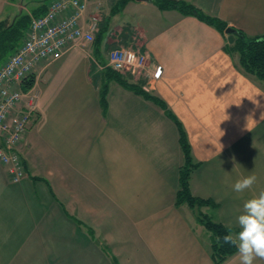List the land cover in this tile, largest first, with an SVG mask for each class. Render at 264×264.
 Listing matches in <instances>:
<instances>
[{
    "label": "crops",
    "instance_id": "obj_1",
    "mask_svg": "<svg viewBox=\"0 0 264 264\" xmlns=\"http://www.w3.org/2000/svg\"><path fill=\"white\" fill-rule=\"evenodd\" d=\"M186 1L232 31L129 0L128 18L106 29L99 52L71 46L36 65L38 110L18 144L20 179L0 161V264H213L195 213L235 225L243 203L264 190V83L224 49L238 31L264 34V0ZM88 2L86 22L106 14L101 0ZM16 10L18 0H0V19ZM119 44L148 55L149 74L125 78L179 121L199 163L190 191L216 206L175 204L183 155L160 105L113 80L102 99L96 62ZM253 174L251 190L233 191ZM221 264H240L238 253Z\"/></svg>",
    "mask_w": 264,
    "mask_h": 264
},
{
    "label": "built area",
    "instance_id": "obj_2",
    "mask_svg": "<svg viewBox=\"0 0 264 264\" xmlns=\"http://www.w3.org/2000/svg\"><path fill=\"white\" fill-rule=\"evenodd\" d=\"M86 7L87 0H52L44 14L31 17L22 43L0 65V161L13 181L24 172L18 144L38 110L34 82L27 89L23 84L39 62L58 58L71 46L92 47L98 18L91 16L86 22ZM96 64L99 70L109 67L122 75L149 74L148 55L130 44L110 48L106 61Z\"/></svg>",
    "mask_w": 264,
    "mask_h": 264
},
{
    "label": "trees",
    "instance_id": "obj_3",
    "mask_svg": "<svg viewBox=\"0 0 264 264\" xmlns=\"http://www.w3.org/2000/svg\"><path fill=\"white\" fill-rule=\"evenodd\" d=\"M52 0H39L32 9L35 16L44 14ZM129 0H115L111 6V11L121 10ZM159 8H174L183 14H191L200 19L201 21L215 27L220 32H224L227 25L226 23L210 14H207L191 2L186 0H153ZM29 11L17 12L11 19H0V65L13 53L22 43L30 24ZM106 28L99 27L95 34L93 46L95 53L100 51L104 41V34ZM226 52L231 55L237 56V63L239 67L246 73L254 75L257 79L264 83V34L249 36L242 32H236L233 40L226 43L224 46ZM98 60H100L98 58ZM101 61V60H100ZM103 74V89L101 91L102 99L106 95V85L109 81L113 80L119 83L124 88H127L134 93L142 96L145 99L155 102L160 105L166 114L170 117L171 114L166 106L160 99L151 95L142 86L130 82L120 72L106 67L101 72ZM34 76L32 75L23 84V89L29 88L33 85ZM173 118V117H172ZM179 133V143L182 150L183 162L179 167L178 187L175 194V204H187L191 208L201 207L203 205L216 206L214 202L207 199H202L194 196L190 191V176L192 171L199 165L194 161L190 151V145L187 140L186 134L180 125L179 121L173 118ZM197 218L202 223L204 228L209 231L211 235L210 255L213 264H221L230 256L237 252L235 246L224 244L223 236L228 234V227L220 221H215L208 215L202 212H196ZM217 237L220 242H217Z\"/></svg>",
    "mask_w": 264,
    "mask_h": 264
},
{
    "label": "clouds",
    "instance_id": "obj_4",
    "mask_svg": "<svg viewBox=\"0 0 264 264\" xmlns=\"http://www.w3.org/2000/svg\"><path fill=\"white\" fill-rule=\"evenodd\" d=\"M256 182L254 174L237 179L233 191L243 193L251 190ZM217 242H220L219 237ZM223 243L236 247L240 264H254L257 259L264 260V190L243 203L235 225H228V234L223 236Z\"/></svg>",
    "mask_w": 264,
    "mask_h": 264
},
{
    "label": "rangeland",
    "instance_id": "obj_5",
    "mask_svg": "<svg viewBox=\"0 0 264 264\" xmlns=\"http://www.w3.org/2000/svg\"><path fill=\"white\" fill-rule=\"evenodd\" d=\"M37 1H39V0H18L19 7H21V9L23 11H29L30 18L35 16L32 13V9L36 5ZM88 1H89L88 4H90V3H92L93 0L92 1L88 0ZM95 2L96 3H94V5L97 6L98 5L97 1H95ZM100 4L104 5V10L106 11V14L102 18L98 17L97 23H98L99 26H100V24H102L101 21L104 19V23H103L104 25L102 27H104L106 29L107 28L111 29L114 26L119 25L122 21H124V20H126L128 18V13H127L126 9H121V10H117V11H111V6H112L111 0H101ZM94 5L91 6V7H93V9H94ZM109 8H110V11H108ZM16 11L19 12V10H16ZM97 13H99V12H97ZM113 35H115V33L112 32L110 34V36H113ZM118 39L120 41V40H122V37H118ZM112 47H114V45L111 46L110 48H112ZM195 215H196V213H195ZM195 218H196V220L199 221V218H197V215L195 216Z\"/></svg>",
    "mask_w": 264,
    "mask_h": 264
},
{
    "label": "water",
    "instance_id": "obj_6",
    "mask_svg": "<svg viewBox=\"0 0 264 264\" xmlns=\"http://www.w3.org/2000/svg\"><path fill=\"white\" fill-rule=\"evenodd\" d=\"M138 1H141V0H138ZM21 7H19V12H21ZM230 31H232V29L231 28H226V32H230Z\"/></svg>",
    "mask_w": 264,
    "mask_h": 264
}]
</instances>
